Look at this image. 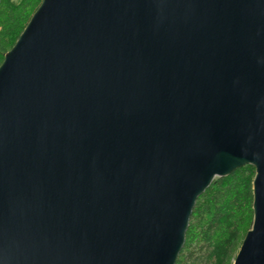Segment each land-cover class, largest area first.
I'll use <instances>...</instances> for the list:
<instances>
[{
    "label": "water",
    "instance_id": "1",
    "mask_svg": "<svg viewBox=\"0 0 264 264\" xmlns=\"http://www.w3.org/2000/svg\"><path fill=\"white\" fill-rule=\"evenodd\" d=\"M246 165L264 264V0H41L4 54L0 264H175Z\"/></svg>",
    "mask_w": 264,
    "mask_h": 264
},
{
    "label": "trees",
    "instance_id": "2",
    "mask_svg": "<svg viewBox=\"0 0 264 264\" xmlns=\"http://www.w3.org/2000/svg\"><path fill=\"white\" fill-rule=\"evenodd\" d=\"M41 0H0V64ZM254 168L215 178L197 198L175 264H232L252 222Z\"/></svg>",
    "mask_w": 264,
    "mask_h": 264
}]
</instances>
